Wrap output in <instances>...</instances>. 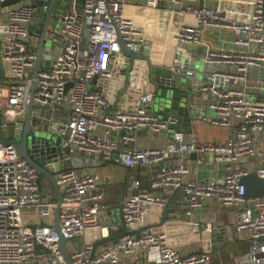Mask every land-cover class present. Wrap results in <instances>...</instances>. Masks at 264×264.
I'll list each match as a JSON object with an SVG mask.
<instances>
[{
  "label": "built area",
  "instance_id": "built-area-1",
  "mask_svg": "<svg viewBox=\"0 0 264 264\" xmlns=\"http://www.w3.org/2000/svg\"><path fill=\"white\" fill-rule=\"evenodd\" d=\"M4 1L0 0V5ZM143 1L145 9L168 2L172 14L177 11L182 15L172 35L171 59L167 58L166 40L158 51L159 61L168 59L172 64L180 48L195 43L205 49V63L212 64L213 69L199 88L203 99L209 97L202 105L204 115L207 113L204 120L230 128L231 134L223 142H200L193 133L172 131L170 126L176 118L163 119L154 111L153 88L138 89L125 108L114 106L105 83L119 69L117 31L127 46L146 49L153 59L154 39L127 13V0H72L58 15L57 35L62 42L39 69L33 96L34 103L41 107L68 113L56 122L69 148V167L56 174V182L62 194L59 231L66 239L71 261L134 264L125 256L156 250L158 256L152 264H211L210 254L198 243L202 234L212 231V225H199L192 210L202 202L216 200L233 208L235 229L249 241L242 263L264 264V201L247 198L241 182L242 176L251 171L264 179V99L258 98L259 92L264 93V85L249 77L251 70L264 67V0ZM213 1L217 5H211ZM231 2L244 7L234 10L224 5ZM57 4L63 6L64 1ZM33 9L30 3L20 2L0 14V60L7 75L4 102L3 85L0 89L1 130L5 133L10 124L21 120L30 100L37 54L31 35ZM216 27L230 29L232 36L222 38L220 43L203 38L205 30ZM170 30L168 24L167 36ZM102 87L103 91L94 89ZM120 131H124L121 137ZM141 132L166 140L159 146H139ZM77 153L128 168L154 167L152 191L143 189L135 178L132 193L121 202L119 222H103L101 214L109 206L103 201L100 175L77 166L73 160ZM192 153L198 154L196 165L202 164L203 155H212L216 166H223L224 174L194 176L186 160ZM38 177L36 169L18 155L12 144L0 141V264H67L60 250L59 232L52 227L55 196L42 192ZM47 182L42 179L41 186L48 188ZM177 189L184 191V224L189 243L195 246L191 251L171 243V239H177L172 231L145 227L148 208L164 209ZM122 228L139 231L93 249L96 240ZM74 238L83 241L74 243Z\"/></svg>",
  "mask_w": 264,
  "mask_h": 264
},
{
  "label": "water",
  "instance_id": "water-1",
  "mask_svg": "<svg viewBox=\"0 0 264 264\" xmlns=\"http://www.w3.org/2000/svg\"><path fill=\"white\" fill-rule=\"evenodd\" d=\"M61 1H64L63 6L57 4ZM20 2H28L34 8L31 35L36 43L34 46L37 54L33 68V82L30 100L23 117L18 123L10 124L7 133L1 130L3 116L0 101V141L12 144L18 155L36 169L42 192H48L55 196L52 227L59 232V246L63 258L67 264H73L66 239L59 231L62 194L56 182V174L69 167V161L66 159L69 155V148L64 145L63 137L59 134L57 120L51 116L42 117L40 122L34 120V117L41 116V111L48 110V106L43 105L41 107L34 103L33 99L37 87V74L42 67L43 48L45 45L48 46L50 54L47 59H51V54L55 48L54 37L59 28L58 23H56L58 15L62 8L65 9L72 3V0H5L1 5L12 6ZM117 41L121 50L119 69L116 76L105 83V86H108L107 95L110 102L114 106L125 108L128 98H133V93L138 89L153 88L156 93L154 111L163 119H167L169 116L176 118V123L170 126L172 131L192 133L194 124L202 120L201 117L205 114L199 88L213 69L212 64L205 63V49L202 47L195 51L191 48H180V51L174 55L177 60L171 64L168 59L159 61L151 58L146 49L127 46L118 31ZM196 55L200 56L196 57ZM190 58L193 62H190ZM261 71L264 75V67L261 68ZM6 79V69L0 60V89ZM70 85L71 83L67 85L66 90ZM94 89L103 91L105 88ZM128 92L132 94H129L128 97L123 96ZM123 133L124 131H120L119 136L121 137ZM43 178L49 180L50 186L48 188L41 186ZM241 182L244 185L247 198H260L264 201V179L257 176L255 171L243 175ZM169 208L170 206L162 210V220L157 224L160 229H165L164 216ZM186 208L187 206H185V210ZM145 227H150V225ZM138 231L122 228L116 234L96 240L93 249L95 250L99 245H106L127 233ZM178 233L181 235L178 238L182 241L181 243L189 242L188 229H186L184 220L180 223ZM214 234L215 231L211 237L213 240L215 239ZM171 243H176L174 238L171 239Z\"/></svg>",
  "mask_w": 264,
  "mask_h": 264
},
{
  "label": "crops",
  "instance_id": "crops-1",
  "mask_svg": "<svg viewBox=\"0 0 264 264\" xmlns=\"http://www.w3.org/2000/svg\"><path fill=\"white\" fill-rule=\"evenodd\" d=\"M126 11L129 15L133 16L136 22L145 27L148 36L154 39L155 49L154 59L158 60V51L163 46V43L167 40V48L169 54L168 59H171L172 55V35L177 31L179 25L182 21V15L177 11L174 14L171 13L172 6L168 2H163L157 8L143 7V0H127ZM211 5H217L216 1H213ZM230 9L238 10L240 7H244L243 4H238L235 2L225 3ZM10 6L0 5V14L6 12ZM57 15V14H56ZM187 19L190 17L187 16ZM57 23V22H56ZM168 24L171 27L169 35L167 36ZM232 32L230 29L221 28H211L205 30L203 33V38L214 43H220L222 38H230ZM55 50L58 48L62 42L61 36L56 35L54 37ZM32 44L36 45L34 37H32ZM189 48L197 51L202 48L200 43L192 44ZM49 48L47 45L43 48V59L42 64L48 62L47 57L49 56ZM54 50V52H55ZM198 54V53H197ZM52 55V54H51ZM156 56V57H155ZM200 56V55H196ZM1 58V57H0ZM196 59V58H193ZM190 62L193 60L190 58ZM8 73V71H7ZM9 77V73H8ZM249 77L252 81L264 85V75L263 71L251 70ZM9 83V81H8ZM7 93V82L3 85L2 102H4ZM201 95V94H200ZM124 96V95H123ZM128 96V95H126ZM201 104H207L209 97L203 99L201 96ZM200 98V99H201ZM258 98L264 99V93H258ZM203 119L198 121L193 126V135H195L200 142H223L231 134L230 128L217 127L209 124ZM189 133V134H192ZM186 135H189L185 133ZM166 138L164 136H158L156 134H145L141 132L138 139L139 146H149V145H161L164 144ZM177 159L180 156L177 155ZM198 158V154L192 153L186 156L188 165L191 168V173L196 176L201 177H221L224 174V168L222 165L216 166V163L212 155L207 154L202 156V164L196 165L195 160ZM74 162L77 166L84 169L85 171L96 172L100 175L101 183L100 190L103 193V201L109 206L107 211L101 214L103 222L106 223H116L120 220V205L121 202L128 197L133 191L132 183L133 180L139 179L141 182V187L145 190L152 191L151 189V179L154 176V167L147 165H138L133 168L125 167L117 162H107L102 161L97 156H87L84 153L74 154ZM217 169V170H216ZM47 186H50L48 180ZM183 189H177L172 193V202L168 205L170 208L164 216V226L165 229L172 231V233L177 237L176 244L180 247L186 249V251H191L194 249V244L192 243H181L182 241L178 239L181 235L178 233L180 223L185 219V206L183 204ZM262 200V199H261ZM260 200V201H261ZM262 202V201H261ZM167 206V207H168ZM163 209H158L154 207H149L148 212V224L153 229H160L157 225L162 220ZM234 210L231 207L222 205L216 200H210L202 202L200 207L192 210L193 219L198 222L199 225L203 226L205 223H211L212 231L206 232L201 235L199 247L208 251L211 256V264H244L242 263V256L248 252L250 248L249 241L243 238L235 229L234 226ZM215 239H211L214 233ZM135 233V232H133ZM209 233V236H207ZM108 242L107 244H109ZM104 246V245H99ZM158 252L156 250L143 251L139 254L125 256L127 260L134 264H152V262L157 258ZM254 264V263H251Z\"/></svg>",
  "mask_w": 264,
  "mask_h": 264
},
{
  "label": "rangeland",
  "instance_id": "rangeland-1",
  "mask_svg": "<svg viewBox=\"0 0 264 264\" xmlns=\"http://www.w3.org/2000/svg\"><path fill=\"white\" fill-rule=\"evenodd\" d=\"M67 111L66 110H62V111H53V110H43L41 111V116L39 117H34V120L37 122L42 121V117L44 116H51L53 119L55 120H59L61 118H66L67 116ZM25 218V217H24ZM74 243H78L80 244L83 240L81 238H74V240H72Z\"/></svg>",
  "mask_w": 264,
  "mask_h": 264
},
{
  "label": "trees",
  "instance_id": "trees-1",
  "mask_svg": "<svg viewBox=\"0 0 264 264\" xmlns=\"http://www.w3.org/2000/svg\"><path fill=\"white\" fill-rule=\"evenodd\" d=\"M44 179V178H43ZM48 180V179H47Z\"/></svg>",
  "mask_w": 264,
  "mask_h": 264
}]
</instances>
